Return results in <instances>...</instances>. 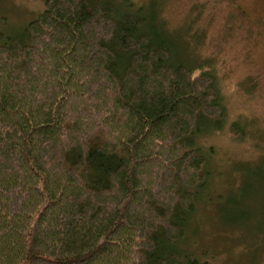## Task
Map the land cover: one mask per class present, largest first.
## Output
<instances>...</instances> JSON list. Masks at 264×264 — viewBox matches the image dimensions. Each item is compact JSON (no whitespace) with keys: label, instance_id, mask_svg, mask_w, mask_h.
Instances as JSON below:
<instances>
[{"label":"trees","instance_id":"16d2710c","mask_svg":"<svg viewBox=\"0 0 264 264\" xmlns=\"http://www.w3.org/2000/svg\"><path fill=\"white\" fill-rule=\"evenodd\" d=\"M134 7L45 0L0 29V264H198L197 138L226 108Z\"/></svg>","mask_w":264,"mask_h":264},{"label":"rangeland","instance_id":"374dc122","mask_svg":"<svg viewBox=\"0 0 264 264\" xmlns=\"http://www.w3.org/2000/svg\"><path fill=\"white\" fill-rule=\"evenodd\" d=\"M116 1L142 7L195 74L210 71L226 108L222 128L197 138L210 178L184 249L198 264H264V0ZM44 9L45 0H0V29Z\"/></svg>","mask_w":264,"mask_h":264}]
</instances>
